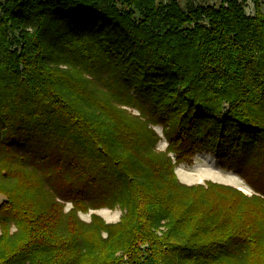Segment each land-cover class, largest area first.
<instances>
[{
    "label": "trees",
    "instance_id": "trees-1",
    "mask_svg": "<svg viewBox=\"0 0 264 264\" xmlns=\"http://www.w3.org/2000/svg\"><path fill=\"white\" fill-rule=\"evenodd\" d=\"M253 1L0 0V264H264ZM203 154L253 194L182 184Z\"/></svg>",
    "mask_w": 264,
    "mask_h": 264
},
{
    "label": "rangeland",
    "instance_id": "rangeland-1",
    "mask_svg": "<svg viewBox=\"0 0 264 264\" xmlns=\"http://www.w3.org/2000/svg\"><path fill=\"white\" fill-rule=\"evenodd\" d=\"M4 1V0H3ZM163 3H168L170 0H159ZM183 8H186L188 0H177ZM197 5H204V6H220L222 0H192ZM245 3L246 6V13L248 15H254L255 13V7H254V1L253 0H240ZM261 5V10L264 13V0H258ZM135 115H138L137 112H134ZM155 131L163 137L162 129L159 127L155 128ZM163 140L159 142L158 144V150L164 151L167 147V143L164 138ZM216 160L217 167L213 168L207 164V162H214ZM175 174L178 178V180L186 185V186H194V185H205L207 182H213L217 184H222L225 186H230L235 189L240 190L238 187L242 186L245 189H247V192H244L246 195L251 196L252 190L247 187L245 182L237 176L233 172H228L220 168L218 160L215 158V156H208V157H199L197 156L194 159V165L192 166H186L182 165L176 168ZM223 174V175H221ZM6 201V198L0 194V204L2 202ZM72 208L71 204H68L66 207V212H69ZM95 213L102 217L104 221L107 224H116L120 221L123 211L119 208L115 210H109V209H102L96 212H91L90 214H80V218L85 222H90L91 215ZM120 255V254H119Z\"/></svg>",
    "mask_w": 264,
    "mask_h": 264
},
{
    "label": "bare ground",
    "instance_id": "bare-ground-1",
    "mask_svg": "<svg viewBox=\"0 0 264 264\" xmlns=\"http://www.w3.org/2000/svg\"><path fill=\"white\" fill-rule=\"evenodd\" d=\"M208 156H211L210 154H203V155H199V157L201 158V157H208ZM207 164H209V166H211V167H213V168H216L217 167V162H216V160L214 161V162H207ZM221 175H223V174H221ZM241 191H243V192H247V189H245L244 187H242V186H239L238 187Z\"/></svg>",
    "mask_w": 264,
    "mask_h": 264
}]
</instances>
